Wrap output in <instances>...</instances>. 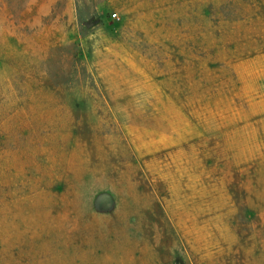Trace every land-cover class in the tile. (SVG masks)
Wrapping results in <instances>:
<instances>
[{
  "label": "rangeland",
  "instance_id": "374dc122",
  "mask_svg": "<svg viewBox=\"0 0 264 264\" xmlns=\"http://www.w3.org/2000/svg\"><path fill=\"white\" fill-rule=\"evenodd\" d=\"M0 264H264V0H0Z\"/></svg>",
  "mask_w": 264,
  "mask_h": 264
}]
</instances>
